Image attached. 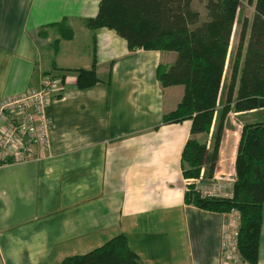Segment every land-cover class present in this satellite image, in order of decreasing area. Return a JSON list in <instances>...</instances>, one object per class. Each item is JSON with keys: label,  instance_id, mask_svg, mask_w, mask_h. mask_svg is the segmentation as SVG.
Returning a JSON list of instances; mask_svg holds the SVG:
<instances>
[{"label": "crops", "instance_id": "obj_1", "mask_svg": "<svg viewBox=\"0 0 264 264\" xmlns=\"http://www.w3.org/2000/svg\"><path fill=\"white\" fill-rule=\"evenodd\" d=\"M98 1L0 0V100L38 88L46 73L62 76L60 91L51 92L45 106L50 123L46 151L0 164V264H57L117 234L143 264H218L223 212L183 200L180 154L190 121L161 119L175 108L182 87L161 89L155 68L167 67L175 53L129 51L113 30L86 28L82 19L96 14ZM241 1L219 105L241 18L249 22L252 15V6ZM60 22L71 31L69 37H60L55 25L38 32ZM92 58L97 81L79 89L73 69L88 67ZM257 111H229L222 121L213 180L234 178L240 126L262 121ZM218 115L217 110L206 136L207 150L214 143ZM233 116L238 124L227 125ZM225 125L232 127L228 138ZM255 264H264V203Z\"/></svg>", "mask_w": 264, "mask_h": 264}, {"label": "trees", "instance_id": "obj_2", "mask_svg": "<svg viewBox=\"0 0 264 264\" xmlns=\"http://www.w3.org/2000/svg\"><path fill=\"white\" fill-rule=\"evenodd\" d=\"M241 0H204L202 18L191 6V0H99L96 14L82 19L90 30L104 27L123 38L127 50L172 51L174 60L167 66L157 65L155 78L159 87L181 85L182 95L174 109L162 113V122L190 121L189 136L180 154L181 174L196 178L211 177L217 159L221 124L229 111L245 112L264 108V0H244L252 6L248 22L243 16L230 66L229 78L220 105L218 94L225 55L234 17ZM55 25L62 38L70 30L62 22ZM64 26L66 27L65 29ZM248 26V33L246 28ZM247 34V35H246ZM246 35L243 56L240 60ZM75 85L87 88L97 78L94 58L86 68L73 69ZM238 74V78H237ZM51 78L61 75L46 73ZM218 110L219 122L213 146L206 148L213 115ZM234 178L229 197L201 198L192 189L183 200L200 209L239 213L237 251L247 264L257 261L264 203V119L240 126L233 159ZM57 264H143L132 252L122 234L114 235L101 245L81 254L63 257Z\"/></svg>", "mask_w": 264, "mask_h": 264}, {"label": "built area", "instance_id": "obj_3", "mask_svg": "<svg viewBox=\"0 0 264 264\" xmlns=\"http://www.w3.org/2000/svg\"><path fill=\"white\" fill-rule=\"evenodd\" d=\"M59 82L43 75L39 87L0 100V164L33 159L48 148L49 120L45 106L51 92L60 91ZM199 171L196 178H184L185 191L191 187L201 198L229 197L233 178L213 180ZM192 186L190 187V185ZM228 186V191L227 187ZM224 214L219 232L218 264H245L237 251L239 213L231 208Z\"/></svg>", "mask_w": 264, "mask_h": 264}, {"label": "rangeland", "instance_id": "obj_4", "mask_svg": "<svg viewBox=\"0 0 264 264\" xmlns=\"http://www.w3.org/2000/svg\"><path fill=\"white\" fill-rule=\"evenodd\" d=\"M203 1L204 0H191V6L194 10H197L199 13L202 12V5H203ZM258 111V115L260 117V119H264V109H257ZM227 125L229 126H233V125H237L238 124V121H237V118L235 116H233V118H230V119H227ZM225 133H224V138H228V130H229V127L227 128L226 125H225ZM232 128V127H231ZM231 128L229 131H231ZM203 169V168H202Z\"/></svg>", "mask_w": 264, "mask_h": 264}]
</instances>
